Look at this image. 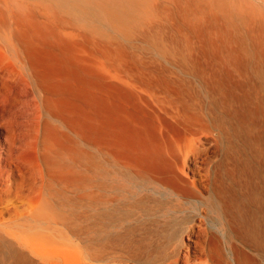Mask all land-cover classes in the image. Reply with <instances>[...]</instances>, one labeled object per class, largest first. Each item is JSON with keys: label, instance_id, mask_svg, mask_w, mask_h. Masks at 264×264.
I'll list each match as a JSON object with an SVG mask.
<instances>
[{"label": "bare ground", "instance_id": "bare-ground-1", "mask_svg": "<svg viewBox=\"0 0 264 264\" xmlns=\"http://www.w3.org/2000/svg\"><path fill=\"white\" fill-rule=\"evenodd\" d=\"M256 1L0 0V264H93L65 203L83 200L95 151L195 197L184 168L209 139L224 160L206 200L230 245L196 235L168 264H254L238 245L264 252Z\"/></svg>", "mask_w": 264, "mask_h": 264}, {"label": "rangeland", "instance_id": "rangeland-1", "mask_svg": "<svg viewBox=\"0 0 264 264\" xmlns=\"http://www.w3.org/2000/svg\"><path fill=\"white\" fill-rule=\"evenodd\" d=\"M149 57L169 59L155 50ZM212 140L184 168L195 197L134 177L95 151L100 170L88 175L93 181L81 192L83 200L65 203V211L81 229L80 236L71 235L75 248L86 252L93 264H168L174 260V251L184 253L196 235L204 242L215 238L222 246L230 245L214 207L206 200L210 170L224 160L221 142ZM238 246L252 263L264 264V252Z\"/></svg>", "mask_w": 264, "mask_h": 264}]
</instances>
